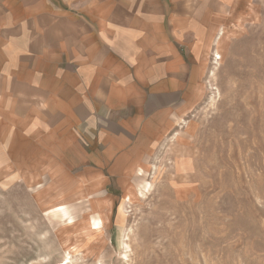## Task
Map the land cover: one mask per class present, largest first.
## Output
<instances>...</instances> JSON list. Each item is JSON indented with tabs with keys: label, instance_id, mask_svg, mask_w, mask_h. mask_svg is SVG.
<instances>
[{
	"label": "rangeland",
	"instance_id": "1",
	"mask_svg": "<svg viewBox=\"0 0 264 264\" xmlns=\"http://www.w3.org/2000/svg\"><path fill=\"white\" fill-rule=\"evenodd\" d=\"M200 1L171 126L112 154L0 127V264H264V0Z\"/></svg>",
	"mask_w": 264,
	"mask_h": 264
},
{
	"label": "crops",
	"instance_id": "2",
	"mask_svg": "<svg viewBox=\"0 0 264 264\" xmlns=\"http://www.w3.org/2000/svg\"><path fill=\"white\" fill-rule=\"evenodd\" d=\"M196 1L0 0V127L68 121L112 154L171 126L193 103Z\"/></svg>",
	"mask_w": 264,
	"mask_h": 264
}]
</instances>
